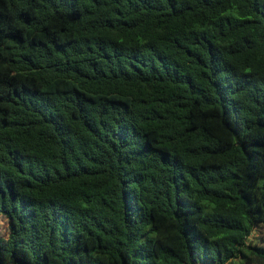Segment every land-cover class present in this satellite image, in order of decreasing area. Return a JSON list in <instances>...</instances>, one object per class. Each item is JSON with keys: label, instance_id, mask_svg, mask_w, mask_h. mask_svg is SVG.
Listing matches in <instances>:
<instances>
[{"label": "trees", "instance_id": "1", "mask_svg": "<svg viewBox=\"0 0 264 264\" xmlns=\"http://www.w3.org/2000/svg\"><path fill=\"white\" fill-rule=\"evenodd\" d=\"M0 264H264V0H0Z\"/></svg>", "mask_w": 264, "mask_h": 264}, {"label": "rangeland", "instance_id": "2", "mask_svg": "<svg viewBox=\"0 0 264 264\" xmlns=\"http://www.w3.org/2000/svg\"><path fill=\"white\" fill-rule=\"evenodd\" d=\"M7 228H8L7 218L4 216H0V234H5L7 232ZM262 236H264V230L262 229L256 230L252 235V237L255 238H261Z\"/></svg>", "mask_w": 264, "mask_h": 264}]
</instances>
